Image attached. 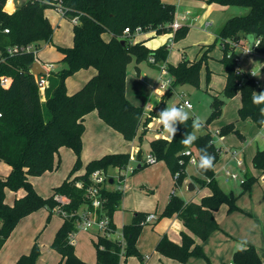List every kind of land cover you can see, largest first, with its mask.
I'll return each mask as SVG.
<instances>
[{"label":"trees","instance_id":"trees-1","mask_svg":"<svg viewBox=\"0 0 264 264\" xmlns=\"http://www.w3.org/2000/svg\"><path fill=\"white\" fill-rule=\"evenodd\" d=\"M6 1L0 0V50L16 44H32L35 51L39 52L44 45L53 42L54 27L45 10L56 9L55 0H27L13 13L4 9ZM209 2L247 7L249 12L231 17L219 31L218 39L223 48L221 61L225 67L227 82L221 95L213 96L211 113L206 124L219 118L226 100L240 92V119L262 127L264 102L253 103V95L264 93V88L257 86L253 78L244 79L238 71L240 54L237 49L241 47V39L253 35L261 38L256 51L264 54V0ZM61 5L65 17L71 21L77 17L78 21H73V45L56 46L64 55V65L59 70L50 72L44 98L36 76L30 70V65L35 61L34 51L8 56L0 61V76L7 75L12 78L8 87L0 83V161L11 167L8 175H0V249L22 218L43 207L51 214L61 207L67 215L62 214L64 222L52 242L53 249L61 255L58 264H91L80 258L75 246L69 242L70 234L77 228L80 210L90 203L85 195V187L91 184L90 175L93 171L123 168L132 159V155L106 154L91 160L83 174L72 176L83 166L81 152L85 116L97 110L100 118L120 132L125 139L134 140L138 136L143 138L151 122L159 118L163 106L156 111L146 112L143 107L130 102L126 94L128 66L133 60L136 64L148 61L150 56L156 59V63L152 65L158 66L157 63L165 62L170 49L168 45L151 49L144 41H134L133 35L128 36L124 31L130 28L134 34L137 27H142L144 32L153 29L159 33L171 32L169 25L175 20L176 7L164 0H61ZM5 29H9V32H5ZM188 29L186 26L180 27L174 38L179 40L185 37ZM106 32L111 34L110 40L103 38ZM122 40L125 41L124 44ZM215 46L216 43L206 46V50L196 60L183 59L176 65H168V70L174 77V85L190 83L199 87L201 69L207 66L209 52ZM90 67L95 68L97 73L82 88L69 94L66 79L79 70ZM209 76L210 73L208 79ZM141 125L145 127L142 133ZM198 125L192 117H188L183 123L177 120L172 124L175 134L171 139L159 137L150 141V153L157 160L165 161L173 175L179 173L177 185L187 177L186 168L190 157L183 152L191 149L197 156V170L202 176L199 181L202 186L211 189V194L204 196L200 202H187L174 193L159 218L177 214L191 234L205 240L219 228L216 210L223 204L228 206L229 213L240 208L237 205L239 196L225 192L215 179V164L221 151L213 141V134L206 130L196 136ZM219 131L223 136L230 132L243 135L242 131L235 129V123L224 125ZM190 136L194 139L189 145L181 143ZM62 146L75 152L76 163L71 175L54 188L53 195L44 197L37 192L30 177L55 170L60 163V160H56V155ZM137 159L143 167L144 156L141 149L137 153ZM204 159L211 160L210 168L201 166ZM253 166L264 174V150L256 152ZM138 169L136 166L135 170ZM257 178L246 174L242 182L243 192L249 191ZM121 179L123 176H120L119 180ZM79 180L84 183V188L76 185ZM109 184L102 187L104 201L98 211L103 216L110 217V226L115 230L113 216L122 206L123 191L111 188ZM21 188L25 189L26 194L15 199L13 204L7 203L6 190L17 191ZM56 194L66 196L69 201L62 204L55 198ZM147 215L146 212H135L132 222L123 227L126 240L125 260L130 256H137L144 261L137 248V240L146 224L144 220ZM191 234L182 232L181 243H176L165 235L158 242L156 250L180 262H187L192 256L206 257L202 245ZM94 246L95 264L126 263L121 262L122 247L119 240L112 236L98 233ZM40 254L41 248L36 241L31 251L22 254L15 264H36ZM234 261L236 264H264L253 245L236 250Z\"/></svg>","mask_w":264,"mask_h":264},{"label":"crops","instance_id":"crops-1","mask_svg":"<svg viewBox=\"0 0 264 264\" xmlns=\"http://www.w3.org/2000/svg\"><path fill=\"white\" fill-rule=\"evenodd\" d=\"M26 1L27 0H25V2ZM164 1L175 5V19H177L182 26L189 28L186 36L183 37V39H185L176 42L177 40L174 38L175 34L172 30L171 32L159 33L157 30L153 29L152 31L149 30L143 33H135L133 35V40L144 41L145 44L151 49L168 45L170 50L167 59L165 62H162L165 63L167 67L171 64L176 65L183 59H188L190 61L196 60L206 50V46L216 43V46L209 52L210 58L208 59L207 66L205 65L202 67L200 76L202 79L204 74L208 76V73H210L212 79L213 76L219 75V85L217 87H213V89H215L217 92H220L221 94L225 88L227 78L224 64L221 61L223 57V48L221 46L220 40L218 39V34L226 21L233 16H229L226 18V20L223 19L224 23L220 28H215L216 26H214V24L216 22L209 20V16L212 15L213 11L216 9L222 10V7L223 12L228 11L230 10V6L206 3L204 0ZM25 2L20 4L19 0H7L4 9L9 13H13ZM235 11L239 12L240 9ZM45 14L54 27L53 44L56 45L53 46L51 44H46L42 49L39 50L37 59L43 65L52 63L54 65L52 71L54 72L61 68L60 66L56 67L54 62L58 59L62 60L64 57L63 53L60 52L56 46L58 45L68 47L72 46L73 43L71 45L62 44V42L60 43L57 39V33L63 28L64 24L67 23V17H65L55 8H47L45 10ZM212 25L214 27L210 29V26ZM73 26L74 24L71 25L72 37H74ZM192 35L194 36L192 46L186 45V40ZM251 37L252 38H250L249 35L246 38L241 39V47L237 49L240 54V73L243 75L244 79H247L251 78V72H254V79L258 80L259 82V85L257 86L264 88V54L258 53L256 50H252L255 37L253 35H251ZM103 38L105 40H110L111 34L106 32L103 34ZM251 44L252 48H250ZM248 48L250 50H246ZM134 70L135 71L132 72L129 68L126 78V94L130 102L139 106L138 99L140 98L139 94L141 93V84L144 82L148 86L146 88L148 91V96H145L146 106L148 105L145 108L146 112L150 110L156 111L161 106H163V110H165L166 100L176 85H174V80L172 88L168 92L162 93L155 88L160 75L159 66L152 65V63L148 60L145 62V64L135 63ZM96 73L97 70L93 67H90L81 69L75 74L69 76L66 79L68 93L72 94L78 91ZM135 75L136 77H134ZM147 76L149 77L148 81ZM129 77L131 78V81H129ZM151 86L153 90L151 89ZM208 87L212 89L210 84ZM41 95L44 98L45 93H41ZM212 95L214 96L217 94ZM177 96L178 102L176 104V108H178L179 103H181L183 99L189 100V98L185 97L183 92H177ZM241 105V93L238 92L234 97L226 100L223 106L222 115L220 116L217 123H212L211 125L202 123L203 128L201 131L199 130V125L195 130L196 136L202 134L206 130L211 131L213 134V141L215 143L216 137L220 135L219 130L221 127L229 123H235V129L242 131L243 135L239 136L235 132H230V135H224V138L222 139L219 136L220 138L218 139L220 140L221 145L218 146V148L221 151V155L218 162L215 164V179L218 182L219 175H223L225 181L232 184L238 181L240 178L241 174H239L237 169L243 173L242 176L244 178L246 174H252L258 177L253 183L251 189L242 193L238 197L237 205L240 209L229 213L228 206L223 204L218 210L215 211L219 228L216 229L206 240H201L194 234H191V232L185 226L183 220L178 217L177 214L171 217L159 218L161 213L165 210L172 194L177 193L175 191V187L178 186L177 179H175V176L172 174L165 161L157 160V162L153 164L145 163V157L150 153V144L147 150L143 149L142 140L144 136L142 139H140V143H138L137 137L134 140L125 139L120 132L113 129L100 118L97 110H93L85 116V131L82 136L83 148L81 152L83 166L79 170L75 171L72 176L83 174L86 171V165L93 159L100 158L111 153H130L131 155H134L135 158L132 163L135 165V168L138 166L139 169L134 170L124 180L122 188V206L114 213L113 216L116 230L120 232L123 230L124 225L131 223L135 216V212H146L148 214L155 213L158 216L157 220L144 225L143 230L137 240V248L143 255L144 261L140 260L137 256L128 257L133 259L137 258L136 264H199L198 262H193L191 260L192 258L187 262H180L178 260L168 258L156 250L158 242L165 235L168 236L172 241L181 243L182 232L190 233L196 242L202 245L203 249L206 248L208 251H213L212 254L215 255L216 259L224 256L230 257L236 250L246 247L247 245H253L256 247L261 259L264 261V174H261L260 170L253 166V158L256 152L258 150H264V125L259 127L257 124L251 122L249 131H243V128L246 127L249 121L240 119L239 109ZM184 109L193 110L194 106H192V108ZM155 119L159 121V118ZM152 124L153 122H151L150 125ZM218 131L219 133H217ZM158 132L159 133L156 134L153 139L162 137L164 128L161 123L159 125ZM260 135L262 136L261 138L259 137ZM140 149L142 150L144 156L143 167L137 159V153ZM233 150L238 151V158L243 160L242 164H238L237 158L233 156ZM76 159L77 156L71 148L62 146L56 155V160H60V163L55 170L47 171L40 176L30 177V180L37 192L44 197L53 195L54 188L59 186L66 178L71 175L70 172L72 173ZM190 164L197 167V164H192L189 161L187 168ZM62 166L63 171H60ZM243 167L245 169H243ZM112 170H114L115 173L111 176L115 177L116 180L114 179L115 181L113 180V183H110L109 187L116 189L120 184L118 179L120 176V171L119 168H112ZM227 171L231 173H237V179H227V177H229ZM190 184L192 183H189V185ZM218 184L223 189L219 182ZM206 187L207 188H202L199 194H192L190 195V198L185 200L187 202H200L204 196L211 194V189L208 186ZM195 189V186L193 189L189 188L190 191ZM8 192L14 194L15 198L13 202L15 199L23 197L26 194V191L23 188L17 191L7 189L6 196ZM13 202L9 204H13ZM63 222L64 217L61 213L54 211V213L51 214L50 211L44 207L22 218L16 226L17 228H15L10 235L12 242L14 243L16 241V245L13 248L12 261H2L0 264H15L22 254H27L31 251L36 241L40 245H44V248H49V246H52L55 235L62 226ZM21 226H25V229L22 230ZM119 226L121 227L120 229ZM90 231H94L92 236H90L94 246V242L97 240L96 235L98 234L96 228L86 231H78L75 237V251L76 247L79 245L80 235L82 241L84 240V237L82 236L85 235L86 238L89 237V235L84 233L89 234ZM24 232H26V235H24ZM43 237H48L49 240H47V238L44 240ZM112 237L114 239L118 238L117 234L112 235ZM9 238L5 242L4 246L8 243ZM40 238H42L41 241L43 242H39ZM51 248L53 250V247ZM84 249L86 250L87 248L85 247ZM53 251L55 252L57 261L59 263L61 260V255L55 249ZM76 253L83 260L91 264H95V261H88L77 251ZM128 258L126 260L125 257L122 258L121 262H126L125 264H129ZM39 260L40 259L38 258L36 264H39ZM230 264L234 263L231 262Z\"/></svg>","mask_w":264,"mask_h":264},{"label":"rangeland","instance_id":"rangeland-1","mask_svg":"<svg viewBox=\"0 0 264 264\" xmlns=\"http://www.w3.org/2000/svg\"><path fill=\"white\" fill-rule=\"evenodd\" d=\"M22 2H25V0H19V3L22 4ZM204 2L206 3H213L215 5H220L214 2H209V0H204ZM230 10L228 11H224L223 12V7L222 10L220 9H216L215 11H213L212 15L209 16V20H213L215 21L214 26H216L215 28H220L222 26V24L224 23L223 19L226 20V18H228L229 16H237V15H245L249 12V8L247 7H241V6H230L229 8ZM237 9H240V11H235ZM67 23L64 24L63 28L58 31L57 35V39L59 40V42L62 44H69L71 45L73 43V37H72V28L71 25L73 24L72 21L69 18H66ZM223 21V22H222ZM213 25L210 26V29L214 27ZM185 39V38H184ZM179 39L176 42H179L181 40ZM194 40V36L192 35L189 39L186 40V45H191L192 46V42ZM51 45L55 46L56 44H53V42L51 43ZM45 46V45H44ZM43 46V47H44ZM42 47V48H43ZM57 48V47H56ZM250 48H252V44L250 46ZM146 61L141 62L142 64H145ZM54 64L56 65V67L60 66L62 67L63 61L61 59H58L54 62ZM134 64L135 61L133 60L129 67H128V71L130 68V71L134 72ZM136 77V75L134 76ZM149 80V77L147 76V81ZM129 81H131V78L129 77ZM219 75H215L208 79V76L206 74H204L202 76L201 82H200V86L196 87L190 83H178L175 85V87L173 88L172 92L169 94L167 100H166V108L168 107H176V104L178 102V96H177V92H183L185 94V97L189 98L190 102L192 103V105L194 106V109L190 110V109H185V111H187L188 113V117H192L195 122L199 123V130L201 131V129L203 128L202 123H206L207 119L209 117V114L211 113V104L213 101V95L212 94H217V95H221L220 92H217L215 89H213V87H217L219 85ZM212 82V83H211ZM131 83V82H130ZM210 84V86L212 87V89L210 87H208V85ZM147 84L142 82L141 84V93L139 94L140 98L138 99V104L139 106L143 107L144 109L148 106H146L145 103V96H148V91H147ZM151 89L153 90L152 86ZM143 104V105H141ZM220 118V117H219ZM219 118L213 120L212 122H210L209 124L211 125L212 123H217L219 121ZM153 124L150 125L145 134H144V138H143V149L147 150L148 146H149V142L150 140H152L156 134H158V128H159V121L157 119H154ZM140 133H142V131L145 130V127L143 125H141L140 128ZM215 131V130H214ZM254 131V130H253ZM198 132V131H197ZM252 133V132H251ZM257 134V133H256ZM230 135V134H229ZM168 136V134L164 131L162 133V137L166 138ZM222 138H224L223 135H219ZM216 137V145L220 146L221 142L218 138L220 137ZM227 136V135H225ZM260 138L262 137L261 135L259 136ZM137 141L138 143H140V136L137 137ZM241 168V167H240ZM243 169H245L243 167ZM60 171H63V166L61 167ZM188 171V176L186 177V179L183 180V182L175 187V191L177 192L178 195H180L181 197H183L184 199H188L190 198V195L192 194H196V193H200V190H202V188H207L206 186L201 185L199 179L202 177L198 171H197V167L194 165H189L187 168ZM237 171L239 172L240 178L238 181L234 182V183H228L225 181L224 176L223 175H219L218 177V182L220 183V185L223 187V189L227 192V193H233L235 196H240L243 192V186H242V182H243V173L240 172L238 169ZM10 172V167L8 164H6L3 161H0V175H7ZM109 173L111 175H114L115 171L110 169ZM71 174V172H70ZM189 183H192L196 189L193 191L189 190ZM202 187V188H201ZM42 188V187H41ZM233 190V191H231ZM40 191L42 192V190L40 189ZM15 196L13 193L8 192L6 199L7 203H12L14 200ZM128 215V214H126ZM126 220V219H125ZM147 225V224H145ZM17 228V227H16ZM22 230L25 229V226H21ZM121 227L119 226V229ZM94 231H90L89 234L88 233H84L89 235V237H84V240L81 241V235L79 237V245L76 247V251L82 255L83 258H85L88 261L94 262L96 263V256H95V248L92 244V240L91 237L92 233ZM91 233V235H90ZM13 235V234H12ZM24 235H26V232H24ZM44 240H49L48 237H43ZM209 238V236H208ZM42 238L39 239V242H43L41 241ZM206 240V239H205ZM39 244V243H38ZM16 245V241L13 243L11 236L8 240V243L2 248V250L0 249V262L2 261H12V253H13V248ZM40 245V244H39ZM44 246V245H43ZM42 245H40L41 248V255L39 257V264H57V258H56V254L55 252L52 250V246L48 247H43ZM87 248L86 250L84 248ZM205 252L206 257L204 256H192L190 259L193 262H198L199 264H230L231 262L236 264L234 261V253L233 255H231L230 257H221L219 259H216L215 255H213V251H208L206 250V248L203 249ZM206 250V251H205ZM212 254V255H211ZM137 258L133 259V258H128V263L129 264H136L137 263Z\"/></svg>","mask_w":264,"mask_h":264},{"label":"built area","instance_id":"built-area-1","mask_svg":"<svg viewBox=\"0 0 264 264\" xmlns=\"http://www.w3.org/2000/svg\"><path fill=\"white\" fill-rule=\"evenodd\" d=\"M55 1L57 2L56 9L63 14V7L61 5V0H55ZM73 21L76 23L78 21V18L74 17ZM169 26H170L171 30L174 32V34L180 27H182L181 23L177 19H175ZM5 32H9V29H5ZM143 32H144V30L142 29V27H137L134 31V34L135 33H143ZM124 33L128 36H130L131 34L134 35L130 28H126ZM254 39L261 42L260 37H256ZM257 47L258 46L253 42V49L252 50H256ZM246 50H250V49L248 48ZM33 51L35 54V61H36V60H38L37 59L38 58V52L35 51L34 46L32 44L11 45V46H8L5 50H0V61H3L8 56H16V55H20L23 53L33 52ZM149 61L151 63H156V59L154 56H150ZM157 64L159 66L160 75H159V79L157 81L155 88L162 93H166L172 88L174 79L171 76V74L168 70V67L165 63H157ZM43 66L45 67L47 72L45 74H34V75L36 76V82L38 84L40 92L44 94L46 88L49 85L48 76H49L50 72L53 70L54 65L52 63H49V64H44ZM238 71H240V70H238ZM254 75H255V73L251 72V78L254 79ZM254 80H255V83L257 85H259L258 80H256V79H254ZM11 82H12V78L10 76H7V75L0 76V83L2 86L8 87L11 84ZM189 105L191 106L190 108H192V106H193L192 103L188 99H183L181 101V103H179L178 109L189 108L188 107ZM0 116H1V113H0ZM217 133H219V131ZM183 153H184V155H187L190 157V160H189L190 163L197 164L198 159L193 154L191 149H186ZM233 156L237 158L238 164H242L243 160L238 158V151L237 150H233ZM134 160H135L134 155H132V159L129 161V163L125 167L119 168L120 176H123V179L119 180L120 184H119L118 188H116V189L122 190L125 178L135 170V165L132 163ZM144 161L147 164H153V163L157 162V158L155 155L149 153L146 155ZM227 174L229 175V177H227V179H230V178L231 179H237V177H238L237 173H231V172L227 171ZM120 176H119V178H120ZM174 176H175V179H178L179 173H176ZM110 178H113V177L111 176L109 171H106L104 169H96L95 171H93L91 173V175H90L91 184L89 186L85 187V189H86L85 195H86L87 199L90 201V203H89V205L87 204L86 206H84L80 210L77 228L74 232H72L70 234L69 242L74 245L76 242V239H75L76 233L78 231H83V230L86 231V230H90L92 228H96L98 233H102V234H106V235H110V236L117 234V237H118L117 240H119L121 247H122L121 248V260H122V258L125 257V247H126L125 234H124L123 230H121L120 232L117 231L116 229L113 230L110 226V224H111L110 217L107 215L103 216L98 211L100 208H102L103 201H104L103 200L104 198L102 197V194H101L102 187L110 183L109 182ZM76 185L79 188H84V183L81 180L77 181ZM55 198L59 202H61L62 204L67 203L69 201V199L66 196L61 195V194H56ZM57 211L63 215H67L66 211L62 210L61 207H58ZM157 218H158V216L155 213H149L146 216L144 223H146V224L151 223V222L157 220ZM96 237L98 238V234L96 235Z\"/></svg>","mask_w":264,"mask_h":264},{"label":"clouds","instance_id":"clouds-1","mask_svg":"<svg viewBox=\"0 0 264 264\" xmlns=\"http://www.w3.org/2000/svg\"><path fill=\"white\" fill-rule=\"evenodd\" d=\"M253 42V41H252ZM254 43L259 46V41L254 39ZM261 102H264V93L260 94H254L253 95V103L259 104ZM191 107L190 105L188 106ZM188 119V113L185 111L184 108H176V107H168L165 110H163L159 114V123L163 125L164 131L168 134L166 137L167 139H171L172 136L175 134V129L172 127V124L179 120L181 123L185 122ZM194 139V137H189L186 140H182L181 143L185 145H189ZM204 168H210L212 166V162L209 159H204L201 164Z\"/></svg>","mask_w":264,"mask_h":264},{"label":"water","instance_id":"water-1","mask_svg":"<svg viewBox=\"0 0 264 264\" xmlns=\"http://www.w3.org/2000/svg\"><path fill=\"white\" fill-rule=\"evenodd\" d=\"M250 38L251 35H250ZM122 43L124 44L125 41L122 40ZM30 70L33 74H45L47 72V70L45 69V67L42 65V63L38 60L34 61L31 65H30ZM251 127V122H248L246 127L243 128V131L247 132L249 131V128ZM110 183H113V178L109 179ZM190 189H193L194 186L192 184L189 185Z\"/></svg>","mask_w":264,"mask_h":264}]
</instances>
